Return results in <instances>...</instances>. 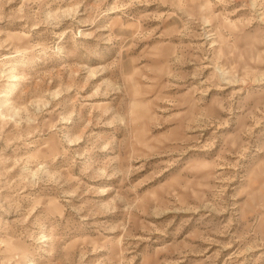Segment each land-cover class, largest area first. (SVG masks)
<instances>
[{"label":"rangeland","instance_id":"rangeland-1","mask_svg":"<svg viewBox=\"0 0 264 264\" xmlns=\"http://www.w3.org/2000/svg\"><path fill=\"white\" fill-rule=\"evenodd\" d=\"M0 264H264V0H0Z\"/></svg>","mask_w":264,"mask_h":264}]
</instances>
